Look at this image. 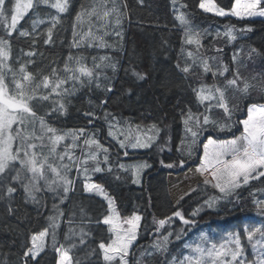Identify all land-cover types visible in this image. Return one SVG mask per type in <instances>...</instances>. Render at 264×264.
<instances>
[{"label": "trees", "instance_id": "16d2710c", "mask_svg": "<svg viewBox=\"0 0 264 264\" xmlns=\"http://www.w3.org/2000/svg\"><path fill=\"white\" fill-rule=\"evenodd\" d=\"M69 2L70 7L66 13H57V10L48 5L34 7L13 32L5 30L4 21H0V38L10 41V56L5 63L11 70L3 69L5 82L11 90L13 73L19 79L21 66L25 67L26 72L33 74L35 82H39L45 75L54 79L53 70L64 77L65 64L75 66L74 60H68L69 56L84 57L88 67L93 66V58L101 65L96 69L98 75L91 84L85 80L84 86H81L78 82L69 80L65 88L72 89L75 83V91L70 95L58 97L53 93L48 101L38 103L33 101L32 105L37 114L43 116L46 123L55 128L58 134H65L67 131L79 132L80 129H84L85 134H89L90 138L96 137L104 148L108 149L107 163L100 164L105 170L94 173L92 181L102 185L114 200L121 218L125 219L132 215L142 217L139 239L129 256V264H136L137 259L141 258L142 251L154 253L151 256L145 254L142 258L143 264H168L172 257L182 259L189 251L184 248L189 237L200 230L212 232L215 228L240 232L246 257L245 264H251L257 253L248 242L243 229L245 224L250 222L256 227L264 225V216L259 214L256 205V201L264 200V177L258 181H250L232 196L219 200L209 208L205 201L222 194L211 185H204V176L197 169L202 162L204 145L207 144L208 138L227 140L239 136L242 131V124L239 121L247 119V107L253 103L264 105V98L251 99L252 101L239 108L231 132L208 130L199 136L191 156L179 153L182 139L185 140V144L191 143L190 134L186 136L184 132L181 111L191 108L195 112L199 108L202 112L203 105H198L193 92V89L200 85L196 80L199 75L193 74L195 73L193 71L185 75L176 67L182 60L181 49L185 47V26L180 24L177 17L184 13L195 25L203 27L223 28L230 25L246 29L249 37L245 44L261 54H264V17L246 16L241 19L230 14L216 16L212 12H204L199 7L201 0H115L118 12L112 13L106 28H101L95 17L89 21L85 16L84 22L79 24L75 21L81 6L90 9L92 0ZM214 2L229 13L235 6V0ZM14 3L15 0H11V4ZM11 4L6 0L8 19L11 12L7 10ZM111 7L112 0H108L107 8ZM57 15L60 18L59 23L52 31L51 42L46 43L47 30L52 26V17ZM117 16L120 19L119 25L115 23ZM36 20L43 23L34 26L33 21ZM90 25L93 35L103 38L104 47L99 46L100 39L93 40L84 35L89 31ZM21 31L27 32L28 35H19ZM210 38L213 43L214 38L212 36ZM30 52L34 55L29 56ZM261 56L264 59V55ZM102 57H109L110 62L116 64L115 71L104 66L109 60H101ZM133 70L147 73V79L138 80L133 75ZM249 79L255 83L253 78ZM109 87L112 90L106 91ZM49 90L41 88L40 93L47 94ZM57 100L64 103L66 111L59 110ZM105 100L107 103H102ZM106 113L109 114L107 118ZM115 123L129 127L140 125L147 129L155 123L162 129L161 136L151 149L130 153L125 157L120 147L114 144L109 136L112 124ZM167 134L171 137L174 151L172 154L165 152L164 143L169 136ZM81 141L77 140L75 157L83 156L82 150L84 151L86 145L83 146ZM93 149L97 151L96 147ZM99 160L103 161V157ZM137 161H145L150 165L142 187L135 185L132 170L120 168L122 164ZM180 161L184 162L182 167ZM168 164H172L173 167H167ZM90 166L94 167V162H91ZM109 167L112 169L110 172L107 171ZM11 186L17 188L11 197H8L3 186H0V264H25V261L27 264H57L59 253L53 247L51 237L47 240L45 251L37 260L31 256L24 257L27 248L32 246L31 236L38 235L46 228L51 229L48 219L52 208L50 199L41 197L38 198L41 203H33L25 199L23 189L18 184L11 183ZM193 188L197 190L191 192ZM186 193L191 194L185 195ZM76 196L77 193L74 194L70 205L66 206L67 224L60 233L56 246L64 244L67 247L70 242L77 244L70 252L73 264L78 260L81 264H107L98 245L100 242L108 243V237L111 235L109 227L102 222L104 217L109 215L108 205L95 196L84 195V203L79 209V214L75 216ZM182 196L184 198L181 200ZM9 206L13 209L11 214L8 211ZM197 208L201 210L195 217L192 212ZM176 210L182 211L185 219L194 223L184 225L177 217H173L160 228L156 221L166 219ZM70 226L77 232L81 227L84 228L88 233L84 237L85 243L80 244L77 235L72 241L65 240V234ZM169 232L172 236L169 237L168 252L156 253L152 245L157 240H162ZM177 234L181 235L180 240L176 239ZM257 239L259 234L253 238V242ZM257 248L260 246L257 245ZM92 249L96 250L94 254Z\"/></svg>", "mask_w": 264, "mask_h": 264}, {"label": "snow or ice", "instance_id": "6c2138e0", "mask_svg": "<svg viewBox=\"0 0 264 264\" xmlns=\"http://www.w3.org/2000/svg\"><path fill=\"white\" fill-rule=\"evenodd\" d=\"M11 4V0H9ZM108 0H92V6L90 9L81 6V10L75 16V21L79 23L84 22V17L87 16L91 21L92 17L96 18V21L100 23L101 28H106L109 23V17L112 13L118 12V8L115 4V0H112V7L107 8ZM6 0H0V21L8 20L5 8ZM40 5H48L52 9L57 10V13H66L69 10V0H15L14 4L7 10L11 12V23L9 27L15 29L18 21L24 17V15L34 7ZM199 7L204 12H212L216 16H228L229 14L235 17L243 19L244 17H264V0H235V6L231 8L230 13L224 8L219 7L214 0H201ZM59 16L52 17V26L47 30V42H51L52 31L59 23ZM181 25L185 26L184 31V43L187 45H194L196 52L203 47L200 39V33L194 31L191 21L184 13H180L177 17ZM43 21H33L35 26ZM115 23L120 24V19L117 16ZM226 31L224 35L229 38L230 41H235L237 36L234 35V26L226 25ZM251 29H248L250 31ZM241 32L244 29H240ZM11 33H9L10 35ZM107 33L105 32V35ZM119 35V33H117ZM21 36H27L28 33L21 31ZM75 36L76 33L74 32ZM87 37H91L93 40L100 39L99 46L104 47L102 37H96L91 31V25L89 31L84 34ZM219 35V33L217 34ZM182 53L184 49H181ZM217 52H221L222 49H216ZM257 55H264L253 49ZM29 56L34 53H28ZM10 56V41L0 38V186H3L8 197H11L17 188L11 186V182L15 181L24 192L25 199L33 203H41L37 197V193L41 192L42 187L44 190L53 193L54 198H59L60 203H63L68 199V193L73 189L74 181L68 175L72 167H77L79 173L83 169V173L87 178L89 172V161L94 162V167L91 171L99 173L105 169L100 167V164L107 163L108 161V149L94 138H86L84 144L88 146V152L82 157H75L74 154L69 152V148L77 147V140L80 138V134L84 132V129H80L79 132L72 131L71 133H65L63 135L56 134L57 130L49 126L43 116H39L34 110L32 105L33 101L37 103L39 101H48L50 96L55 93L58 97L63 95H70L75 91V83L72 89L63 87L69 80L78 82L81 86H84L85 80L91 84L93 79L98 73L96 69L101 65L95 62L93 58V66L88 67L84 62V57L74 58L68 57L69 61H75V66L70 67L65 64L64 71L66 75L64 77L59 76L55 70H53V78L45 75L39 82H35L34 76L30 72H26L24 66L19 69L21 76L16 78V74L12 76V88L9 89V85L5 82V75L3 69H9V65L5 61ZM186 56L191 58V64H185L181 67L177 63L176 67L183 73L188 74L193 71V67L200 68L201 75H206L212 72L213 76L223 77L225 73L229 72V66L227 64H220L215 71L209 65V59L197 57L193 51H187ZM251 58V54H249ZM199 59V63L197 60ZM233 60H236V56H233ZM101 60H109V63L104 65L105 67H111L114 71L116 64L110 62L109 57H102ZM196 74V73H193ZM133 75L138 80L147 79V73L136 72L133 70ZM256 77H253L255 80ZM98 86V85H97ZM50 89L47 94L40 93V89ZM233 92H239L242 97L250 98L253 90L259 91L264 94V80L257 83H252L246 78L240 75L239 68L231 74L230 78H226L223 87L217 83L211 85L201 83L199 87L194 88L196 100L198 105H203V111L199 108L193 112L191 108L186 111H181V118L183 121L186 136L190 134L191 143L187 144L186 151L191 156L193 146L196 144L200 135L203 132L208 131L211 128L217 132H231L233 127L232 117L235 112L239 110V104L231 102L227 95L228 90ZM109 87L106 91H111ZM129 93L131 89L128 90ZM106 104L107 101H102ZM56 104L61 111H66L63 102L57 100ZM213 109L222 110L223 119L214 118L212 113ZM56 110V109H53ZM86 115H92V113H86ZM109 114L106 113V118ZM242 124V131L239 136H235L233 139L216 140L208 138L207 144L204 145L203 159L200 167L197 171L204 176L203 184L211 185L213 188L218 189L221 196H213L209 198L205 203L209 208H212L219 200L232 196L238 189L247 186L250 181H258L264 177V105L251 104L247 107V119L239 121ZM16 125L14 128L13 126ZM137 129L141 126L137 125ZM149 131L154 130L153 136H148L146 139H142L137 136L133 142L127 146L133 149L135 148H148L151 147V143L156 139L159 132L162 131L157 124L153 123L149 126ZM51 134V135H49ZM110 135H114L110 131ZM71 135L72 142L70 145H65L64 151L58 152L57 148L60 142L66 139V136ZM129 137L125 136V141ZM47 140L48 144L44 141ZM39 141V143H36ZM125 141H120V147H126ZM95 145L97 151H92L91 146ZM211 146V151H209ZM180 147L185 148V140H181ZM47 149V151H45ZM99 151H103V161L98 159ZM127 155V152H125ZM69 161L65 163V159ZM183 161H180L181 166ZM167 167H173L172 164L166 165ZM135 168L137 177L139 172L143 168L150 167L146 163L137 165H131ZM120 168H125L124 165H120ZM107 171H112L111 167ZM207 173V175H205ZM51 174V175H50ZM118 178V177H117ZM134 182L139 183L137 178ZM84 188L88 192H95L97 195L102 196L108 202V208L111 212L103 219V224L108 225V231L111 235L108 237L109 242H100L98 248L102 250L103 260L107 264H129L127 259L129 250L133 243L138 238V231L140 229V222L142 217L140 215H132L131 217L121 220V217L116 211L114 200L108 196L102 185L97 183H85ZM197 189H191V192H195ZM186 193L185 195H190ZM182 196L180 199L182 200ZM179 203V201H177ZM257 211L261 216H264V200L256 201ZM56 210V215L50 216L49 227L52 232V245L56 252L59 253L58 264H73V257L70 255L72 249L77 247L75 242L68 243L65 247L64 244H60L57 247L56 229L59 227V220L63 217L64 212L58 205H53ZM201 209L197 208L192 212L195 216ZM11 214L13 209L11 206L8 208ZM83 211V209H81ZM173 217L179 218L184 224H193L194 221L185 219L182 211L176 210L171 216L166 219H159L156 221L159 227L172 220ZM72 224L71 219L69 225ZM159 230V229H157ZM246 237L249 243L252 244V248L256 251L257 255L251 264H264V225L260 227H254L251 229L244 228ZM259 234V239L253 242V238ZM49 235V229L41 231L38 235L33 234L31 236V247H28L24 253V257L31 256L35 259L44 251L45 237ZM79 235L80 244L85 243L84 228L81 227L79 232L73 227L68 228V232L65 234L66 241H72L73 236ZM172 233L162 237V240H157L152 248L156 253H167L169 246V237ZM176 239L180 240L181 235L177 234ZM234 245V246H229ZM257 245L260 248H257ZM184 248L190 250V254L183 256L182 259L172 257L168 264H245V252L241 243L240 232H233L228 234L227 240L221 243L213 242L206 234L199 238V242L185 243ZM95 249H92V254L95 253ZM147 254L153 255V252L144 251L141 252V258L137 259L136 264H143L142 258ZM27 264V261H25ZM76 264H81L78 260Z\"/></svg>", "mask_w": 264, "mask_h": 264}, {"label": "rangeland", "instance_id": "374dc122", "mask_svg": "<svg viewBox=\"0 0 264 264\" xmlns=\"http://www.w3.org/2000/svg\"><path fill=\"white\" fill-rule=\"evenodd\" d=\"M31 10L32 9H30L24 15V17L18 21L16 28L28 16V14L30 13ZM10 23H11V19L9 18L8 20L4 21L3 24L5 26V30H7L8 32H13L16 28L11 29L9 27ZM191 24H192L194 31H198L200 33V39H201V43H202L203 47H201L199 49V52L197 53L194 45L185 46L184 52L182 55V60L180 61V66L183 67V66H185L186 63L187 64L192 63V60H190V58H187V56H186V49L188 47H189L188 51H193L197 55V57H203V58L216 57V59H214V60L209 59V65L212 67L213 71H215L221 63L227 64L229 66V72L225 73L223 77H221L219 75L213 76L212 72H209L206 75H201L200 73L202 72V70L200 68L194 67L193 72H195L199 75L196 77V80H198V82L200 84L206 83V84L211 85L215 82L218 85H220L221 87H223L225 79L230 78L231 74L233 73V71H235V69L237 67L239 68L240 75L249 81H250L249 78L252 79L253 77H256V79L254 80L255 83H257L261 80H264V63H263L264 59L261 55H257L256 52L252 51L254 48H252L250 45L245 44L246 39H248V37H249V34H247L245 32L246 29L243 32H241L240 31L241 28L234 26V29H235L234 35L237 36V39L235 41H230L229 38L224 35V33L226 31V27H223V28L214 27V26H204L203 27L202 25H195L193 23V21H191ZM218 33H219V35H217ZM210 36H212L214 39H216V41H215L216 45L215 46L212 45L213 43L211 42ZM204 39H205V41H204ZM206 45H208L209 47H206ZM216 49H222V51L217 52ZM249 54H251V58H249ZM233 56H236L237 59L233 60L232 59ZM197 63H199V59L197 60ZM183 74H185V73H183ZM65 86H67V85L66 84L63 85V87H65ZM227 95L229 96L231 102H236L239 104V108H241V106L243 107L246 103L252 101L251 99H259L261 97L264 98V94H261L259 91H256V90L252 91L250 98H244L241 96V94L239 92H233V90H231V89L228 90ZM238 112L239 111H236L234 116L232 117L233 121L236 120ZM212 115L214 118L222 119L221 116H223V112H222V110L213 109ZM13 127L15 128L16 125H14ZM148 129L142 128V127L137 129V127H129V125H125V124L121 125L120 123H115V124H112V127L110 129V131L112 133H114V135L109 134V136H110V139L112 140V142L114 144L118 145L119 147H120V141H125V136L129 137V139L125 141L126 147H124V148L120 147V149L124 153L123 156L126 157L130 153H139V152H143V151H147V150L151 149L152 146L156 143L157 139L158 140L160 139L161 133L159 132L156 139L151 143V147L133 149V148L127 146L129 143L133 142L137 136H139L142 139H146V137H148V136H153L154 130L149 131ZM209 130H212V129L209 128ZM71 132L72 131H67L66 133H71ZM184 132H185V129H184ZM205 132H207V131H205ZM205 132H203V134ZM56 134H58V133H56ZM49 135H51V134H49ZM61 135H63V134H61ZM167 135H169V134H167ZM86 138H90L89 134H85L84 132L82 134H80L79 139L82 140L81 142H82L83 146H85L84 140ZM170 138L171 137L169 135L167 137V139L165 140V143H164L165 152H167V154H172L174 152L172 149V145H171L172 141ZM94 139H97V138L94 137ZM71 142H72L71 135L66 136V139L64 141L60 142V145L58 146L57 151L62 153L64 151L65 145H70ZM36 143H39V141H36ZM44 143L48 144V141L45 140ZM186 146H187V144H185V148H180L179 153H182L183 155L185 153L188 154V152L185 150ZM94 147H95L94 145L91 146L92 151H96L93 149ZM74 149L69 148V152L71 154H74V156H75ZM88 150H89L88 146H86L84 151L82 150L83 155H86ZM45 151H47V149H45ZM125 152H127V155H125ZM101 157H104L103 151H99L98 159ZM108 158H109V156H108ZM64 162L68 163L69 161L66 158ZM91 162L93 163V161H89V163H88L89 172L87 174V178H86L85 174L83 173V169H81L80 172L78 173L77 167H75V166L72 167V169L68 173V175L71 179H73L74 186H73V189L68 193V199L65 200L63 203H60L59 198H54L53 193L44 190L43 187H42L41 192L37 193L38 198L45 197V198L50 199V204L52 207L50 210V216L56 215V210L53 208L54 204L58 205L59 208L61 210H63V212H64L63 217H61L59 220V227L56 229V240H58V238L60 237V233L62 232V230H64L66 228V226H64L65 222L67 221V217H68V212L66 211V206H67V204L70 205V203L72 202V200L74 198V194L77 193V196L75 197V200H74L75 201L74 202V206H75L74 207V215L75 216H76V214H79V209L82 206V204L84 203V201H83L84 195L95 196V197L105 201L106 204L108 205V202L102 196L97 195L95 192L90 193L84 188L85 183H94L92 181V179L94 177V172L91 171V169H92L90 166ZM141 163H146V162L145 161H137V162L128 163L125 165L122 164L125 166L126 170H132L133 171L134 181L137 178L139 179V183L134 182L135 185L138 187H141L142 184L144 183L145 174L149 170L150 167L141 169L139 172V176L137 177V173H136L135 168L130 167V166L141 164ZM146 164H148V163H146ZM180 167H182L181 164H180ZM11 183L17 184L15 181H12ZM77 189H79L78 192H76ZM108 196H109V194H108ZM114 204H115V202H114ZM115 208H116V205H115ZM110 214H111V212L109 210V215ZM197 216H198V214L195 215V217H197ZM121 220H123V218H121ZM181 223H183V221H181ZM140 224H141V222H140ZM170 224H173V223H170ZM184 225H186V224H184ZM254 227H256V226H253V223L250 222V223H246L244 228L251 229ZM51 232H52V230L49 229V235L47 237H45L44 251L46 249V243H47L48 238L49 237L52 238ZM233 232H234L233 230H224L222 228H215V230H213L212 232H210V231L203 232L200 230L199 232H196L191 237H189L187 243L199 242V238L205 234L213 242L221 243V242H224L225 240H227L229 233H233ZM77 236H79V235H77ZM138 239H139V235H138L137 240L133 243L131 249L129 250V255L127 257L128 261H129V256L131 255L132 249L137 244ZM72 240H73V238H72ZM229 246H232V245H229ZM43 252H41L40 255L37 256L34 260H37L43 254ZM188 254H190V250L188 251V253L186 255H188ZM58 261H59V257H58ZM57 264H58V262H57Z\"/></svg>", "mask_w": 264, "mask_h": 264}, {"label": "bare ground", "instance_id": "6f19581e", "mask_svg": "<svg viewBox=\"0 0 264 264\" xmlns=\"http://www.w3.org/2000/svg\"><path fill=\"white\" fill-rule=\"evenodd\" d=\"M215 41H216V39H214L213 44H212V45H214V46L216 45ZM184 45L187 46V44H185V43H184ZM241 108H242V107H241ZM182 166H183V165H182ZM149 169H150V168H149ZM146 173H147V172H146ZM144 178H145V177H144ZM143 185H144V183L142 184V186H143ZM142 186H141V187H142ZM137 187H138V186H137ZM66 224H67V221L65 222L64 226H66Z\"/></svg>", "mask_w": 264, "mask_h": 264}]
</instances>
